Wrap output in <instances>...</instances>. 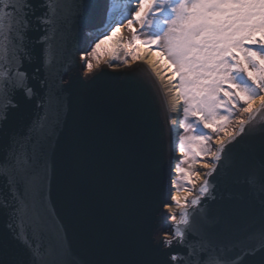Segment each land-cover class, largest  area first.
I'll list each match as a JSON object with an SVG mask.
<instances>
[{"label":"snow or ice","instance_id":"snow-or-ice-1","mask_svg":"<svg viewBox=\"0 0 264 264\" xmlns=\"http://www.w3.org/2000/svg\"><path fill=\"white\" fill-rule=\"evenodd\" d=\"M116 62L134 108L81 114L68 74ZM148 93L181 154L166 189ZM0 264H264V0H0Z\"/></svg>","mask_w":264,"mask_h":264},{"label":"water","instance_id":"water-1","mask_svg":"<svg viewBox=\"0 0 264 264\" xmlns=\"http://www.w3.org/2000/svg\"><path fill=\"white\" fill-rule=\"evenodd\" d=\"M142 69V64L135 65ZM131 69L111 70L105 66L96 73L84 77L83 71L79 66L74 67L68 74L75 87L70 94V99L74 107L81 114L88 117H96L101 120L113 121L118 119L123 121L129 112L134 108L135 101L141 93L134 87V78L127 75ZM91 77H96L92 80ZM149 99L146 107L142 110L149 124L153 150L150 161L152 166L160 176L163 188L168 187V177L171 173L173 178V166L177 165L178 157L172 151L170 145V129L165 123L164 111L158 103L157 97L148 93ZM138 157L135 150L128 147L122 154L121 162L125 167V175L117 189L128 191L129 195L134 194L137 188L132 179V172L136 167ZM89 214L95 215L98 222L103 226L105 221L115 215L119 209L112 203V196L106 198L103 207L98 206L89 197L85 209Z\"/></svg>","mask_w":264,"mask_h":264},{"label":"bare ground","instance_id":"bare-ground-1","mask_svg":"<svg viewBox=\"0 0 264 264\" xmlns=\"http://www.w3.org/2000/svg\"><path fill=\"white\" fill-rule=\"evenodd\" d=\"M125 34H127V33H125ZM154 59H155V58H154ZM116 63H120V67L117 68V69H111V70H115V71H116V70H122V69H129V68H130L129 66L124 65V64H122L121 62H116ZM135 65H137V64H132L131 67H135ZM142 65H143V64H142ZM100 69H102V67H101ZM100 69L94 70L93 73H91V74L87 73V71L84 70V71H83V76H84V77L90 76V75L96 73L97 71H99ZM142 69H144L145 71H147V69H145V66H144V65L142 66ZM164 114H165V117L167 118L168 113L164 111ZM172 115H174V116H176V117L178 116V114H176V113H173ZM173 140H174V136H173V134L171 133V134H170V141H171L170 145H171V147H173V143H172ZM174 154L176 155V157L179 156L178 151H177V152H174ZM200 171H201V176H203V172H204V170H203L201 167H200ZM174 178H175V177H174Z\"/></svg>","mask_w":264,"mask_h":264},{"label":"rangeland","instance_id":"rangeland-1","mask_svg":"<svg viewBox=\"0 0 264 264\" xmlns=\"http://www.w3.org/2000/svg\"><path fill=\"white\" fill-rule=\"evenodd\" d=\"M101 67H104V65L101 64ZM95 70H97V69H95ZM176 118H177L178 121H179V119H180L179 115H178ZM181 132H182V130H181ZM178 154H179V156H178L179 160H178L177 164H180L181 154H180L179 152H178ZM181 166L187 167L188 165H187V164H182ZM195 170H196V171H199V172L201 173L199 165L196 166V169H195Z\"/></svg>","mask_w":264,"mask_h":264}]
</instances>
